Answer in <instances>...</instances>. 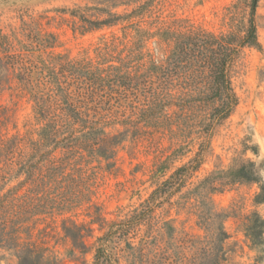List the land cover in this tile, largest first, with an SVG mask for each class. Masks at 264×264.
Listing matches in <instances>:
<instances>
[{"label":"rangeland","instance_id":"obj_1","mask_svg":"<svg viewBox=\"0 0 264 264\" xmlns=\"http://www.w3.org/2000/svg\"><path fill=\"white\" fill-rule=\"evenodd\" d=\"M250 8L251 0H0V71L18 56L91 58L112 39L131 48L139 32L167 26L243 35ZM252 22L260 46H245L231 67L238 103L225 119L105 113L112 147L81 145L58 171L50 162L43 192L30 194L28 224L59 264H264V245L252 248L243 231L246 215L264 216V203H253L264 182V0ZM133 47L155 50L153 38ZM0 79V134L9 137L25 131L31 103L12 73ZM248 161L259 182L226 180ZM0 264H18L12 249L0 248Z\"/></svg>","mask_w":264,"mask_h":264},{"label":"trees","instance_id":"obj_2","mask_svg":"<svg viewBox=\"0 0 264 264\" xmlns=\"http://www.w3.org/2000/svg\"><path fill=\"white\" fill-rule=\"evenodd\" d=\"M256 2L251 0L243 35L167 26L134 37L133 46L153 38L154 51L119 48L122 41L112 39L95 47L91 58L70 59L49 52L46 58L28 63L18 56L17 66L3 68L2 78L12 73L19 95L31 103L32 117L23 133L0 134V248L12 249L18 264H59L32 239L30 194L43 192L39 184L50 162L58 165V171L66 160L74 163L81 145L100 151L98 146L110 148L117 142L105 131V113H214L210 124L225 119L238 103L231 67L245 46H260L252 22ZM1 83L5 82L0 79ZM65 139L70 140L67 146ZM50 145L53 150L60 147L59 156L45 157ZM64 172L57 173L64 176ZM14 177L21 180L4 190L6 180ZM226 180L260 181L252 161L242 163ZM253 203H264V182ZM221 228V239H225L227 233ZM243 231L252 248L262 247L264 216L246 215Z\"/></svg>","mask_w":264,"mask_h":264}]
</instances>
